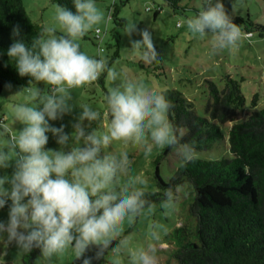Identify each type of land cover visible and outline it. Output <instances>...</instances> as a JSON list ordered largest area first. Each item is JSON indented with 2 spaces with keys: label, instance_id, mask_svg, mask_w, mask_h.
<instances>
[{
  "label": "clouds",
  "instance_id": "9594fccd",
  "mask_svg": "<svg viewBox=\"0 0 264 264\" xmlns=\"http://www.w3.org/2000/svg\"><path fill=\"white\" fill-rule=\"evenodd\" d=\"M73 5L74 12L57 4L55 24L40 26L30 47L15 39L20 26L12 29L14 42L7 56L18 75L29 80L14 93L23 97V102L10 106L14 127L0 123V169L12 168L11 175L0 176V210L7 208V219H0V238L24 255L38 249L46 262L70 253L80 264L106 256L108 264H158V245L168 234L165 224L148 223L145 241L138 246L132 235L124 234L154 214L149 196L156 193L148 190L147 177L133 174L127 151L107 150L120 142L142 148L149 158L155 148H173L185 168L198 159L197 146L182 143L177 134L169 118L174 105L166 90L122 77L109 67L103 49L95 56L81 50V40L90 32L99 34L106 16L95 0H73ZM186 25L194 38L211 34L212 55L234 53L250 39L233 22L223 0H203L202 10L187 18ZM123 34L143 62L157 59L148 28L129 21ZM134 34L142 38L131 39ZM102 76L113 85L104 96L106 112L74 103L75 89L91 87ZM41 83L47 87H39ZM76 107L81 111L71 134L65 131L67 125L50 123L63 120ZM104 119L106 132L92 128ZM48 133L59 149H46ZM180 198L178 188L170 186L163 193L160 208L165 217L177 211Z\"/></svg>",
  "mask_w": 264,
  "mask_h": 264
},
{
  "label": "rangeland",
  "instance_id": "374dc122",
  "mask_svg": "<svg viewBox=\"0 0 264 264\" xmlns=\"http://www.w3.org/2000/svg\"><path fill=\"white\" fill-rule=\"evenodd\" d=\"M25 8L31 19L42 25L55 24V3L53 0H23ZM106 16V23L99 25L101 39H96V32H90L81 40V50L88 55L95 56L100 48L107 57L109 67L122 73V77L142 79L156 90L178 89L194 104L197 114L210 119L205 106L210 98L208 80L214 81L220 88L225 84V76L241 81V89L245 95V107L238 111V118L242 120L253 110L264 108V37L257 32L247 36V32L240 27L246 39L239 50L229 53L227 50L219 54H211V34L203 39L194 38L187 29L186 20L195 16L203 7V0H181L179 8H174L166 0H95ZM226 9L233 18H250L264 24V0H223ZM115 6L119 7V17L124 25H117L111 17ZM136 22L138 28H148L152 32L154 46L158 57L151 63L143 62L138 55L130 50L129 37L123 34L127 22ZM142 37L134 34L131 39L139 40ZM118 55L114 57L115 52ZM114 57V59H113ZM113 59V60H112ZM112 60V61H111ZM120 81L118 80L117 83ZM8 85V84H7ZM12 85V84H11ZM46 88L44 84L38 85ZM109 84L102 76L91 87L75 89L73 91L74 103L89 104L95 110L106 112L104 96ZM26 86L12 85L9 90L4 85L0 94V118L3 123L12 125L10 106L13 103L23 102L20 94H14ZM13 94V95H12ZM258 94L257 105L253 106L254 95ZM81 110L76 107L72 114L65 115L63 120L50 121L55 126L65 124V131L72 133V124ZM107 119L94 123L92 128L98 132H106ZM231 123L220 124L224 139L216 142L210 149L197 150L198 158L219 159L232 157L229 143V129ZM17 129L21 127L16 125ZM181 136L183 129L178 130ZM49 135L46 149H59L55 138ZM165 149L155 148L151 157L145 158L140 147L114 142L107 151L109 154H119L127 151L131 160L133 174L144 175L149 180V191L158 189L156 171L159 170L161 178L168 181L177 168L180 160L175 155V149L165 154ZM12 168L0 169V176L11 175ZM181 198L178 209L171 216L165 217L159 204H154V214L142 218L132 228L125 229V235L133 236V245H142L145 241L147 224L159 221L166 225L168 234L158 245V264H178L173 252L184 242L198 241L196 231V218L190 213V205L194 200L195 192L189 182L177 187ZM0 219H7V208L0 210ZM25 255L14 246H9L5 239L0 238V264H22ZM72 254L63 257H53L51 262L44 261L43 257H36V264H71L74 260ZM104 264H108L106 261Z\"/></svg>",
  "mask_w": 264,
  "mask_h": 264
},
{
  "label": "trees",
  "instance_id": "16d2710c",
  "mask_svg": "<svg viewBox=\"0 0 264 264\" xmlns=\"http://www.w3.org/2000/svg\"><path fill=\"white\" fill-rule=\"evenodd\" d=\"M53 1L75 11L73 0ZM166 1L179 8L181 0ZM111 17L117 25H124L118 6ZM233 22L248 33L257 32L264 37L262 23L243 17ZM17 24L21 33L15 39H23L30 47L40 25L31 19L23 0H0V94L7 84L28 85L29 77H20L15 62L7 56V49L14 42L12 29ZM117 55L118 51L114 57ZM224 81L222 88L212 80L207 81L210 98L205 111L210 119L197 114L193 102L182 91L165 89L174 105L169 118L178 135V130H184L179 135L182 143L194 142L197 150L210 149L225 138L220 124L231 123L232 157L198 158L185 168L179 166L168 181L161 178L158 169L156 171L158 189L150 191L156 195L149 196L153 205L160 203L170 186L177 188L186 181L195 192L190 213L197 221L198 241L184 242L173 252L178 264H264V108L253 110L239 120L238 111L246 102L241 81L230 75L225 76ZM257 101L258 94H255L254 107ZM171 150L166 148L165 154ZM38 255L39 250H33L23 257L22 264H36ZM105 261L106 257L93 260V264ZM71 264H80V261L74 259Z\"/></svg>",
  "mask_w": 264,
  "mask_h": 264
},
{
  "label": "built area",
  "instance_id": "2783aa9c",
  "mask_svg": "<svg viewBox=\"0 0 264 264\" xmlns=\"http://www.w3.org/2000/svg\"><path fill=\"white\" fill-rule=\"evenodd\" d=\"M101 32H102V31L100 30L99 34L96 33V36H95V37H96L97 39H101ZM251 35H252V33H248V32H247V36H251ZM100 49H103V50H104V48H102V47H101ZM3 121H4V119H3V118H0V123H3Z\"/></svg>",
  "mask_w": 264,
  "mask_h": 264
}]
</instances>
